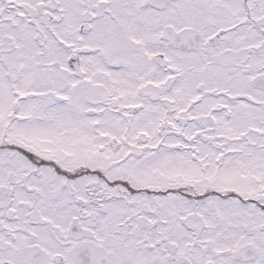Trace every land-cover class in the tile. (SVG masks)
<instances>
[{
    "label": "snow or ice",
    "instance_id": "6c2138e0",
    "mask_svg": "<svg viewBox=\"0 0 264 264\" xmlns=\"http://www.w3.org/2000/svg\"><path fill=\"white\" fill-rule=\"evenodd\" d=\"M0 264H264V0H0Z\"/></svg>",
    "mask_w": 264,
    "mask_h": 264
}]
</instances>
